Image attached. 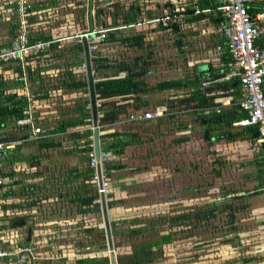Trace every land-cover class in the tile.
Here are the masks:
<instances>
[{"label":"rangeland","instance_id":"obj_1","mask_svg":"<svg viewBox=\"0 0 264 264\" xmlns=\"http://www.w3.org/2000/svg\"><path fill=\"white\" fill-rule=\"evenodd\" d=\"M48 1H55L56 8L43 12L42 17L53 25L67 23L70 31L68 33L65 29L62 35L66 32L71 35L82 27L88 28L86 21L77 27L81 10L86 9L87 12V0ZM102 1L112 3V0H101L100 3ZM118 1L124 6L130 0ZM139 2L150 7L156 4L154 0ZM80 4L82 7H78ZM99 5L103 7L107 4ZM108 14V9L104 8L103 17L109 27L111 20ZM118 24L123 37L141 33L144 36L141 46L115 41L103 43L99 51L102 50V56L119 63H131L135 58L147 62L151 74L143 75L142 79L149 86L195 73L204 61L214 59L210 52L216 38L211 34L208 22L196 24L195 29L184 28L176 35L153 31L146 24L124 27L121 18ZM3 30L6 33L5 26ZM69 41L72 43V40ZM71 45L70 48L73 47ZM41 64V69L48 67ZM77 66L82 68L81 64ZM45 84L48 85V82ZM157 97L160 98V93ZM186 120L187 127L176 126L173 121L160 125L153 121L144 125L108 126L109 131L115 129L121 133L136 134L134 139L141 143L127 147L122 154H113L107 163L110 167L120 165L125 168L114 170L107 176L106 203L111 199L121 200V203L114 204L112 208L105 207V215L101 206L95 212L81 213L78 211L80 207L71 201L77 195H85L82 176L75 179L74 175L85 172L86 162L81 159V154L70 153L74 150L70 138H56L59 146L49 150H39L37 142L24 143L21 154L29 160L15 164L20 169L16 175L19 183L14 185L13 205H16L19 214L13 219L14 222L23 221L24 224L16 228L24 234L31 230L30 238L37 257L35 264H79L77 261L83 258L110 259L112 253L125 256L129 255L132 244L158 240L160 235L169 231L174 241L163 245L161 253L151 264H249L248 261L256 257L251 258L249 252L254 251V246L259 248L263 244L259 242L258 233L237 235L239 226L234 224L244 212L238 208L236 198L231 199L235 209L232 221L222 204L213 203L229 193L243 192L244 198H247L248 192L250 198L264 195V192H253L259 180L249 163L251 156L257 154L256 146L241 137L234 141L222 139L208 143L194 118L189 116ZM39 125L42 131L47 129L42 123ZM183 137H187L188 141L177 142ZM101 148H106L103 138ZM252 178L256 181L254 185L251 184ZM126 182V188L116 189L115 193V186ZM93 184L96 187L93 194L99 195L96 184ZM211 209H215L214 217L204 218ZM186 213H189L190 220L175 223L174 227L168 223V218ZM195 215L202 219L193 218ZM135 217L144 221L137 226L152 227L154 231L136 238H130L127 232L116 238L112 235L113 230L132 228L128 222ZM157 217L166 218L159 221ZM253 226L254 223L249 228ZM101 245L105 251L95 252ZM221 245L227 247L217 250L216 247ZM257 261L258 258L254 262Z\"/></svg>","mask_w":264,"mask_h":264},{"label":"trees","instance_id":"obj_2","mask_svg":"<svg viewBox=\"0 0 264 264\" xmlns=\"http://www.w3.org/2000/svg\"><path fill=\"white\" fill-rule=\"evenodd\" d=\"M100 1L94 3L95 5L93 10V17L96 21L95 24L97 26H103L110 29L106 32V38L102 43H112L117 41L124 45H135L137 47L141 46L144 40V36L141 33L130 37L121 36L119 31L120 25L118 24L119 18H121V21L124 23V27H128L129 25H134V27L141 25L144 26L143 23H141V20L143 18H168V23L166 26L153 24L146 25L151 26L150 28L153 31H167L176 35L183 32V27L185 25L197 22L204 17L203 13L201 12L205 4L199 3V6V4H197V2H194L193 0H186L185 2L180 3L179 11L175 10V5L169 0H162L158 4V10L156 11L157 13L154 12L152 13L153 15L151 14V12L144 14L143 10L146 6H144L142 2H139V0H130L129 2H126L127 4H129L128 7L126 3L123 6L118 0H112L111 4L102 7L99 5ZM209 2L212 3V0H209ZM195 5H198V11L194 8ZM80 6L82 7L81 4ZM212 7L213 9H216L217 7H219V4L213 3ZM38 8L39 7L37 6L33 7L34 10H37ZM104 8H107L109 12L108 15L111 20V22L109 23V27L106 23V19H104L103 17ZM165 11H167L168 14H166ZM86 13V9L81 10L80 19L77 22L78 25L82 26L85 21L86 23L88 22ZM218 22L219 24H221V28L224 24V19L221 18ZM11 29L13 30H11L10 34L13 37L15 29L12 27ZM81 29H84V27L80 28L79 30ZM29 31L30 43L38 40L46 41L51 39V35L49 33H41V31H43L41 28L29 29ZM178 44L180 45L181 43L178 41ZM53 48H57V44L51 47V49ZM73 48L74 51L72 55L75 56V59H77L74 62L78 63L79 61L82 64V45L77 44L74 45ZM225 60L227 64L223 65L222 69L219 70H213V66L209 65V70L211 71V79L216 82H214L208 88H204L202 86L203 83L202 81H200L202 73L198 71L190 75L187 74L181 78L166 79L164 81L158 82L153 86H149L142 79L143 75L151 74V72H148L147 62L141 61V59L139 58H135L131 63H119L117 61H114V59L102 56L100 51L92 52L94 91L96 100L98 101L96 110L97 114L100 113L101 115L98 118V123L100 125H110L128 118L131 115L143 114L144 112L148 111V98L160 93V98L157 97L154 100L155 105L151 110L154 112L160 109V107L164 109L163 115L161 117L150 120L132 121L118 125H144L147 123H152L153 121H157L156 123L160 125L173 121L176 126L187 127L188 125L186 118L192 116L194 118V121L198 123L199 128L202 129L203 139L208 143L214 140L219 141L222 139H225L227 141H234L236 138L241 137L243 138V140L247 141L248 144L256 146L255 142L259 137L258 129L256 126H234V124L238 121L245 119L247 117V114L240 111L239 107L236 105V102L240 97L239 80L237 77L231 76V71L228 67L230 57ZM14 70L20 72L19 67H14ZM134 70H143L144 73L124 75V73H128ZM220 70H222V74L219 73ZM27 74L29 75L28 78L30 81L38 80L39 84H42V78L39 75V69L34 70L33 72H30V70L27 69ZM68 75L69 81L65 82L66 88L83 89L85 93H87L86 80L73 82L72 79L74 78V72H72L71 68L68 71ZM223 78H227V80H222ZM214 91H220L222 93L211 94V92ZM226 98L230 101V105L221 107L220 113L212 111L204 114L202 112V109L204 108L221 106V102L223 101L222 99L225 100ZM88 106L89 100L88 98H85L83 99V102L81 104H78L77 106V108H79V116L77 118L60 122L59 125L52 130L45 129L40 135L41 138L37 140L38 149L49 150L59 146V143H55L53 140L45 138L48 134L65 133L67 132V130L73 129L77 126H86L92 124V111L90 108H87ZM26 107V98L17 96L16 94L5 95L3 90H0V128L2 121L10 120L9 118L11 117L13 120L20 118L22 116L23 110ZM43 125L46 126L45 123ZM16 130L17 133L10 139L0 137V141H18V144H16L14 147V150L18 151L25 143L22 141L26 138L28 129L16 128ZM91 136L92 130L87 129L81 134L72 133L69 137L74 147V150H72L70 153L72 154L73 152H75L79 155L81 154V159L86 162L85 172L82 174L74 175L75 179L82 176L84 180L83 186L85 195L83 197H81V195H77L71 200L73 203H76L80 207L78 211L84 214L95 212L99 210L100 206L98 194H93V192L96 190V187L93 184L94 169L89 165V154L92 152ZM134 137H137L136 134L121 133L120 131L115 129H112L111 131L108 130V132L102 134L101 136V138H103L105 141H109L106 144V149L112 150L114 154H122L127 147L141 143L140 141L135 140ZM186 141H188L187 137H183L177 140V142L179 143ZM256 150L258 151L257 146ZM28 160L29 158L27 157H18L17 155H11L6 160V164L10 167L9 169H7V174H5L4 176H6L7 178L11 177V175H14V173L11 172L13 171V166L18 162H24ZM253 162L260 167L258 172L260 173L262 181L264 179V158L261 157V161L259 162L258 159L255 158ZM107 163L104 165L105 168L103 169L104 178L107 181V176L112 174L114 170L125 168L120 165H114L113 167H110L109 165H107ZM18 183V181H15L14 184L17 185ZM256 189H264L263 183L261 182L260 186ZM6 195L8 196L9 194ZM118 202L121 203V200L118 201L111 199L107 201V206L108 208H112L114 204H117ZM213 204L216 205L217 203ZM224 209L229 211L228 218L232 221L235 214L234 207L229 204L224 205ZM214 211L215 209H211L208 214L204 216V218L209 219L211 217H214ZM165 218L166 217H157V220L161 221ZM193 218L202 219V217L198 215L193 216ZM188 220H190V215L189 213H186L183 215L168 218V223L171 224V227H174V225H176L175 223H180ZM143 222L144 221L139 218H132L128 222L131 226H133L132 228L126 230H113L112 235L116 238L121 233L127 232V235L130 238H136L140 235H144L145 233H151L154 231L152 227L137 226ZM23 224L24 223L21 220L15 222V226H22ZM100 235H102L101 232ZM173 241V234L171 231H169L166 234L160 235L158 237V240L134 243L131 246L129 255H116V264H151L162 251V249H160L159 247L171 244ZM115 246H118L117 243L115 244ZM103 251H105V247L103 245L95 250V252ZM253 260L254 259H250V261ZM77 262L79 264H110V259L107 257H94L83 258L78 260Z\"/></svg>","mask_w":264,"mask_h":264},{"label":"built area","instance_id":"obj_3","mask_svg":"<svg viewBox=\"0 0 264 264\" xmlns=\"http://www.w3.org/2000/svg\"><path fill=\"white\" fill-rule=\"evenodd\" d=\"M100 0H94V3ZM186 0H170L175 5V10L179 11V4ZM197 2L198 0H193ZM219 4V11L224 24L219 30L220 43L216 50L219 54H227L230 57L228 67L231 71V76H235L239 80L240 97L236 102L239 110L246 113L247 117L234 124L235 127L256 126L259 137L256 140V146L264 158V0H216ZM14 4L15 7H6ZM32 3L29 0H0V15L5 11H12L18 16L17 28L14 36L6 46H0V77L4 80L11 79L22 84L23 91H17L15 94L26 98L27 107L23 110L22 116L14 120L16 128L28 129L27 136L22 142L37 141L42 134L36 113L40 117H45L47 113L37 112L36 102L30 91L31 81L28 78L27 69L30 72L41 68L43 59L51 47L57 44V49H61L60 45L62 38L51 35V39L46 41L29 42V28L31 27L28 20L29 16L37 15L38 12L32 11ZM198 11V7L195 5ZM11 11V12H10ZM8 13V12H7ZM168 14L167 11H165ZM6 14V13H4ZM12 15H14L12 13ZM9 20V19H7ZM143 24L163 25L166 26L168 18L152 17L151 19L143 18ZM94 30L92 37L85 36L88 41L90 52L99 51V46L106 38L107 27L97 26L93 17ZM98 27V29H96ZM129 28L134 25H129ZM88 30V29H86ZM75 38H80V43L83 42L81 33L76 34ZM40 62V63H39ZM9 66V67H7ZM14 67H19L20 72L15 71ZM12 68V69H7ZM84 69V65L82 66ZM39 86V81L33 83ZM208 82H203L206 86ZM98 102V101H97ZM230 105V101H222L221 106L208 107L202 109L204 114L209 112L220 113L221 107ZM98 106V104H97ZM161 107L156 111L148 110L143 114H134L112 125L128 123L132 121L150 120L161 117L163 115ZM101 115L99 114L98 118ZM39 117V118H40ZM109 125H100L98 120H92L91 130L98 129L100 138L102 134L108 132ZM2 127V124H1ZM106 128V129H105ZM105 130V131H104ZM109 141H105V145ZM92 147V144H91ZM12 148L9 142L0 141V210L3 203L4 193L8 178L7 169L4 166L6 151ZM110 149H102L99 151V161H96L93 153L89 154V165L94 169L93 183L98 185V176L96 168L99 165L102 173V187H108V181L104 178L103 167L113 155ZM98 188V186H97ZM101 190L98 188V193ZM106 195V194H105ZM0 264H35L37 259L34 243L31 238L27 242V233L14 231L8 226L0 225ZM18 230L17 228H14ZM31 237V236H30Z\"/></svg>","mask_w":264,"mask_h":264},{"label":"crops","instance_id":"obj_4","mask_svg":"<svg viewBox=\"0 0 264 264\" xmlns=\"http://www.w3.org/2000/svg\"><path fill=\"white\" fill-rule=\"evenodd\" d=\"M29 1L32 3L31 4L32 5V11L39 13L37 15L29 16L28 20H29L30 25H31V27L29 29L41 28L43 30V31H41V33H43V32L49 33L50 35H54L55 37L63 39V41H61V43H60V45H62V48L61 49H57V48L50 49V51L47 52L46 57L43 59V62H42L43 65L46 64L48 67L43 68L42 69V70H44V71H42L43 73H40L41 74L40 76L42 78V84H40L39 86H35L33 83H35L36 80H34V81H31V88H30V91L34 97V101L36 102L35 106L38 109L37 112L47 113V115L45 117H40L39 114L36 113V117L38 119L37 123H39V124L42 123V125L45 123L47 129L52 130V129L56 128L60 122H63V121L68 120V119L77 118L79 116V111H78L79 108H77L78 104H81L83 102V99H85V98L86 99L88 98V100H89L88 88H87V93H85V91L83 89H69V88L65 87V82L69 81L68 80V77H69L68 71L70 68L72 69V72H74V78L72 79L73 82L86 80L85 71L81 67L77 66L81 63L79 61H78V63L74 62L77 59H75V56H73L72 53L74 51V48H73L74 45H77V44L82 45V43H80L81 39L75 38L74 36L76 34L81 33L82 31H84L88 28L78 30V32L73 31L74 33H72L71 35H67V32L69 33L70 28H71L69 25L67 26V23L66 24L60 23L57 25H53L52 24L53 22L46 20L45 17H42L43 12L51 11V10L54 11V9L56 8L54 6L57 5V4H55V1H54V3H49L50 1H48V0H29ZM56 1H58V0H56ZM154 1L156 4L151 5V7L148 5H144V6H146L145 9L143 10L144 14L148 13V12H151V14H152L158 10V4L162 0H154ZM146 2H148V0H146ZM199 3L205 4V6L201 12L204 15L203 19H201L197 22L185 25L183 27V29L184 28L195 29L196 24H198L200 22H202V23L208 22V24L211 28V34H214V36L216 38L215 45L213 47V51L210 52V54L214 56V59H208V60L204 61L196 69V72L198 71V72L202 73V76L200 77V81H202V83H203V81L208 82V84L206 86H203V85L202 86L204 88H208L214 82H216V81L211 79V71L209 70V65L213 66V70L222 69L223 65L227 64L225 59L229 58V56L224 55L225 53L219 54L216 50L217 45H219V40H220L219 30H220L221 24H219L218 21H219V19L222 18L221 13L219 11V7H217L216 9H213V7H212L213 3H217V1L212 0V3H210L209 0H198L197 4H199ZM99 4H100V2H99ZM200 4H199V6H200ZM128 5L129 4H127V7H128ZM36 6L39 7L38 8L39 10L33 9V7H36ZM6 7L7 8L11 7L12 9H14L15 5L11 4V5L6 6ZM78 7H80V5H78ZM197 7H198V5H197ZM4 13H6V14H4ZM4 13L2 15H0V26L3 28L5 26L7 31L5 33L3 28H1L0 46L8 45V43L12 39V36L10 33H11V30H13V29H11V27L14 28L15 30L17 28L18 16L15 14V12L12 11L10 14L9 11H5ZM12 13L14 15H12ZM7 19H9V20H7ZM71 23H73V22H71ZM50 25H52V27ZM77 26H78V24H77ZM65 29L66 30L68 29V31L66 32V34L62 35L63 33H65ZM96 29H98V27ZM15 30H14V33H15ZM69 40H72V43ZM69 44H72L71 46H73V47L70 48ZM101 45H103V43ZM65 46L67 47V51L65 50ZM100 52L102 54V50ZM83 64H84V60H83V53H82V64L81 65L83 66ZM7 67H9V66H7ZM7 69H12V68H7ZM219 73L222 74V70H220ZM222 80H227V78H223ZM47 82H48V85L45 84ZM86 82H87V80H86ZM0 90H3L5 95L15 94L17 91H23L22 84L17 83L16 81L11 80L9 78L4 80L1 77H0ZM214 93L218 94V93H222V92H220V91L219 92L218 91L211 92V94H214ZM157 95L158 94H156L153 97L148 98V103H149L148 104L149 106L147 108L148 110L153 109V106L155 105L154 100L157 98ZM222 100L226 101L227 98L225 100L224 99H222ZM97 104H98V102L96 101V106H97ZM87 108L91 109L90 102H89V106ZM99 114L100 113H98V116H99ZM9 119L10 120L2 121V127L0 128V137L5 138V139H10L12 136H14L17 133V130L14 126V120L12 119V117ZM86 126H88V127L84 128L83 126H77L73 129L67 130V132H65V133L48 134L45 138L51 139L55 143L60 144V142L57 141L56 138L66 137L67 139H69V137L72 133L81 134L85 130L91 129V127H89V125H86ZM99 138H100V136H99ZM69 141H70V139H69ZM34 142H37V141H34ZM9 143L12 146V148H9L5 153V159H4L5 169H9V167H10L6 164V160L11 155H15V156L17 155L18 157H20V156L25 157L23 154H21V150H18V151L14 150V147L16 144H18V141H16V142L10 141ZM26 143H32V142H26ZM100 147H101V138H100ZM256 153L257 154L254 157L251 156L249 164L252 165L254 167V170L256 171V176L258 177V180H259V185H257V187H259L261 182L263 183V186H264V179L261 181L260 173L258 172L260 167L253 162L255 160V158L258 159V162L261 161L260 152L256 151ZM72 155H74V154L72 153ZM12 169H13V171H11V172H13L14 175H11V177L8 178L7 185H6V191L4 193V195H6V194H9V195L8 196L6 195L3 197V203L1 204L0 225H4V227L8 226V228L10 227L14 231H20L19 228H17L18 230L14 229V228L20 227V226H17V225L15 226V222H17V221L14 222L15 218L13 219V216H16L19 214V211L17 210V208H15L16 205H13L14 204L13 203V195L16 192V189L14 187V185H15L14 183H15V181H17L16 175L18 174L17 172H19L18 170L20 169V166L14 165ZM252 172H253V170H252ZM255 182L256 181L254 180V178H252L251 184L254 185ZM238 183L239 182L237 181V184ZM126 185H127V182L123 183V184L116 185L114 188L115 193H117L116 189H118L120 191L121 187H125ZM100 190H101V188H100ZM253 192H255V193L264 192V189H261V190L256 189ZM105 193H107V190ZM249 194H250V192H248V195L246 194L247 198H244L243 196L245 195V193H243V192H237L236 194L229 193L220 199H216V201H214V202L215 203L219 202L220 204H222L224 206V205H229V204L233 205V201L231 200L232 198H236V201H239L238 208L242 212H244V214L242 216L240 215L238 218V221H236L234 224L236 226H239V230H238L237 235L238 236H249L251 234L258 233L259 242L263 243L262 246H259V248H256L257 246H254L253 252L247 251L250 253L249 255L251 256V258L253 256H256L254 258L255 260H256V258H258L257 262H254L255 260H253V262L250 261L248 263L249 264H264V258H263V256H264V195H261V196L255 197V198H250V197H248ZM240 201H244V202L240 203ZM252 223H254L255 226H253L251 229V228H249V226ZM225 247H227V245H221L220 247H216V249L220 251V249L223 250ZM256 249H258V250H256ZM261 257H262V259H261Z\"/></svg>","mask_w":264,"mask_h":264},{"label":"water","instance_id":"obj_5","mask_svg":"<svg viewBox=\"0 0 264 264\" xmlns=\"http://www.w3.org/2000/svg\"><path fill=\"white\" fill-rule=\"evenodd\" d=\"M109 1H102L100 4L104 5V4H108ZM93 7H94V0H87V23H88V30H84L81 32V35L83 36V42H82V46H83V60H84V69H85V74H86V80H87V88H88V97H89V102H90V107H91V111H92V120L94 122H96L98 120V114H97V106H96V95H95V91H94V71L92 69V54L90 52V48L88 46V41L86 39L85 36H90L92 37V32L94 30V26H93ZM144 73L143 70H134V71H130L128 73H124V75L129 74H142ZM149 74V73H146ZM100 134L98 129H93L92 130V153L94 155V158L96 161H99V151H100V138H99ZM96 173L98 176V188H100V185L102 184L103 178H102V173H101V169L100 166L98 165L96 168ZM99 179L101 180V183H99ZM99 203L101 206V210L103 211V215L106 214L107 209L105 207H107V203H106V195L103 192L99 193ZM108 231V230H107ZM27 242L30 241V235H31V230L28 229L27 231ZM111 240V234L108 235V241ZM112 243V242H111ZM110 247L113 246V244H109ZM110 264H116V256L115 254L112 253V255H110Z\"/></svg>","mask_w":264,"mask_h":264},{"label":"bare ground","instance_id":"obj_6","mask_svg":"<svg viewBox=\"0 0 264 264\" xmlns=\"http://www.w3.org/2000/svg\"><path fill=\"white\" fill-rule=\"evenodd\" d=\"M99 183H101V180H100V179H99ZM102 186H103V185L101 184V185H100L101 191H102L103 193H105L107 189H103Z\"/></svg>","mask_w":264,"mask_h":264},{"label":"flooded vegetation","instance_id":"obj_7","mask_svg":"<svg viewBox=\"0 0 264 264\" xmlns=\"http://www.w3.org/2000/svg\"><path fill=\"white\" fill-rule=\"evenodd\" d=\"M162 246H160L159 248L161 249Z\"/></svg>","mask_w":264,"mask_h":264}]
</instances>
